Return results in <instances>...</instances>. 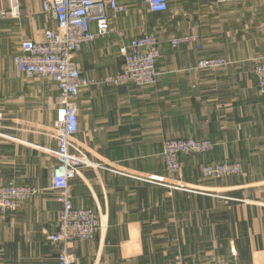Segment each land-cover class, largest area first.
<instances>
[{"label": "crops", "instance_id": "crops-1", "mask_svg": "<svg viewBox=\"0 0 264 264\" xmlns=\"http://www.w3.org/2000/svg\"><path fill=\"white\" fill-rule=\"evenodd\" d=\"M213 2L220 35L200 33L192 19L190 32L198 31L202 48L165 46L155 85L80 91L75 140L96 166L84 167L70 191L77 208L100 216L101 228L70 243L76 264H264V94L254 74L264 55V0L197 5ZM159 14L165 13L149 12L142 0L128 3L126 12L112 14L111 36L82 45L77 66L89 78L119 73L120 48L154 29L146 16ZM174 18L177 33L190 29L182 12ZM54 26L40 0H22L21 16L0 26V183L42 190L19 209L0 211V264L57 263L49 236L61 211L51 152L58 147L59 91L47 78L18 74L12 60L22 39L41 41ZM210 57L231 64L196 68ZM190 136L220 141L211 154L185 162V177L195 184L171 179L194 190L158 184L167 182L159 154L164 140ZM224 158L243 164L244 174L217 182L200 178L202 163Z\"/></svg>", "mask_w": 264, "mask_h": 264}, {"label": "built area", "instance_id": "built-area-1", "mask_svg": "<svg viewBox=\"0 0 264 264\" xmlns=\"http://www.w3.org/2000/svg\"><path fill=\"white\" fill-rule=\"evenodd\" d=\"M134 1L137 0H40L41 11L51 17L55 26L45 29L41 41L22 39L19 51L12 57L14 66L21 74L47 78L59 91L54 122L58 147L51 152L57 159L52 188L58 192L57 202L61 205V211L57 231L49 236L58 252L56 264H76L69 252L70 243L92 238L101 228L100 216L92 209L77 208L70 191V182L84 167L96 166L75 142L78 133L77 97L80 91L92 86L118 87L129 83L140 87L152 86L160 75L158 62L162 52L159 40L153 33L139 35L121 48L124 63L119 73L89 78L74 60L82 45L108 36L111 33L112 14L126 12L127 4ZM142 1L151 13L169 10L170 0ZM237 1L242 0H215L218 4ZM7 2V6H0V26L9 18L21 16L22 0ZM187 43L201 46L193 37L175 38L172 47L178 48ZM230 64L221 57L201 58L196 68L218 69ZM254 74L258 90L264 94V56L257 59ZM226 170V166H216L210 168L208 174L221 176ZM41 191L37 187L20 186L13 182L0 183V211L16 210ZM196 264L230 263L223 260Z\"/></svg>", "mask_w": 264, "mask_h": 264}, {"label": "rangeland", "instance_id": "rangeland-1", "mask_svg": "<svg viewBox=\"0 0 264 264\" xmlns=\"http://www.w3.org/2000/svg\"><path fill=\"white\" fill-rule=\"evenodd\" d=\"M175 0L171 1L169 5V10L165 12V14H159V15H154L151 17H147L149 21L153 24V28L150 31L145 32L146 33H153L157 36L159 40V46L161 48L162 56H163V50L165 46H168L174 50L176 48L172 47V40L175 38H195L199 41L201 44V35L197 34V32H190L192 26H191V21L192 19L196 21H199L198 25V30L201 33L206 34L208 31L209 34L214 35H220L219 33V26L216 25L215 20L217 21L220 16L216 15L215 10V3L213 2L212 4H202V5H197L198 0H185L183 4H176L174 2ZM209 1V0H208ZM36 1L33 2V9L36 10L38 9V3H35ZM240 2V1H239ZM5 3V4H4ZM215 4V5H214ZM225 4H233L232 2L225 3ZM1 5H6V0H0V6ZM180 12L183 13V15L186 17V19L189 21V28L187 32H183L182 34L177 33L178 27H176V23H174L175 16L177 14L180 15ZM143 14H145L143 12ZM142 25V24H141ZM140 25V26H141ZM112 28V27H111ZM196 28V27H195ZM112 35V29L111 33L108 36ZM206 36V35H205ZM191 43V42H190ZM187 43L189 47L191 45H195L197 49H201L202 47H198L196 44H190ZM127 44H124L121 48L126 46ZM121 48H120V54L123 57V54L121 53ZM264 56V55H263ZM124 60V59H123ZM217 69V68H215ZM202 70V69H200ZM18 74H21L18 70H16ZM76 137V136H75ZM76 144L77 141L75 140ZM218 140H213L210 138H196V137H167L163 144L160 147V156L163 158L165 162V168H166V174H167V182L163 183L162 182L158 183L161 185L166 184L167 186H172V187H183L187 188L188 190H194L191 187H195L189 184H176L174 182L176 181H171V179H176L178 176L180 180L186 182V183H191L195 184L194 180H187L185 177V172H186V164L185 162L188 161L190 157L194 156H205L209 155L212 152H214L216 149H218L219 145ZM208 144V145H207ZM211 144V145H210ZM78 145V144H77ZM80 149V148H79ZM177 164V167H176ZM184 164V165H183ZM216 166H226L227 170L225 173L220 174L221 176H216V175H210L208 174V170L212 167ZM200 178L205 180V181H222L227 178H232L235 179L239 177L240 175H243L245 170L243 164H241L238 161H232L229 160V158H224L223 160L217 161V162H207V163H202L200 165ZM186 174H188L186 172ZM136 177H141V176H136ZM142 180L144 181H151L150 178H145L141 177ZM150 179V180H149ZM154 181V180H153ZM19 209V208H18ZM17 210V209H16ZM15 211V210H11ZM3 212V211H2ZM210 261H205L203 263H207ZM202 263V262H201Z\"/></svg>", "mask_w": 264, "mask_h": 264}]
</instances>
